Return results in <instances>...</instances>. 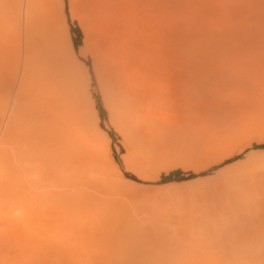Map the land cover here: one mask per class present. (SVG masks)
<instances>
[{"label": "bare ground", "instance_id": "bare-ground-1", "mask_svg": "<svg viewBox=\"0 0 264 264\" xmlns=\"http://www.w3.org/2000/svg\"><path fill=\"white\" fill-rule=\"evenodd\" d=\"M19 1L43 43L26 31L22 45L19 16L7 13L9 58L20 67L31 104L21 109L0 92L2 123L8 116L3 133L0 126V264H264V244L242 253L203 246L191 218L173 227L167 220L160 228L152 204L151 215H145L149 202L142 199L147 202L145 213L142 200L127 190L133 182L122 176L109 155L111 138L99 126L92 90L95 81L113 128L129 145L124 158L132 173L143 178L164 162L202 166L221 161L245 137L264 135V94L248 99L262 115L254 110L251 118L238 113L227 130L208 136L184 120V127L169 135L172 141L159 140L162 129L171 125L164 123L166 115L151 112L146 103L184 94L188 85L200 89L197 81L169 83L165 77L171 69L193 73L228 67L205 58L220 56L209 45L223 37L220 21L231 19L236 0H93L101 24L99 42L90 41L77 3L68 0V13L81 28L94 79L79 66L65 24L64 0ZM231 48L221 53L237 58L240 49ZM255 73L245 78L253 81ZM259 80L255 83L264 84ZM210 92L213 108L223 99L236 101L234 90L223 97L219 89ZM17 140L21 143L16 148ZM8 144L19 151L16 165L7 157L12 151ZM34 161L36 170L25 165ZM8 166L14 167L12 172ZM246 176L264 180V162H257ZM227 178L225 187H230L234 179Z\"/></svg>", "mask_w": 264, "mask_h": 264}, {"label": "rangeland", "instance_id": "rangeland-1", "mask_svg": "<svg viewBox=\"0 0 264 264\" xmlns=\"http://www.w3.org/2000/svg\"><path fill=\"white\" fill-rule=\"evenodd\" d=\"M74 1L77 3L79 15L84 18L85 25L90 30V41L99 42L102 37V31L100 30L101 24L97 18L99 15L98 10L95 8V3L93 0ZM64 3L65 24L70 35L73 50L80 63L79 66L83 71L93 76L90 56L84 53L86 43L82 41L83 34L81 28L77 21L70 19L68 13V0H64ZM235 4V9L229 13L233 14L231 19L222 17L220 21V35L223 37L214 44L209 45V50H216V53H219L220 56H208L205 58L208 63L215 62L221 65L226 64L228 67H226L225 70L221 68L213 72L209 70L203 72L193 71V73L192 71L181 72L171 69L167 77H165L169 83H177L183 80L185 84H187L188 82L192 83L197 81L201 83L199 86L200 89L196 90L194 86L188 85L184 90V94H172L163 98L154 97L146 101L148 109L151 112H155L158 116L166 115L164 123L171 125V127L162 129L159 133L160 137L157 136L159 140H174V137H172V139L170 136H173V131L180 127H184L182 126L183 123H181L185 122L184 120H187L186 124H190L189 126L192 130L195 131L198 129V131H200L201 129L203 134L208 136L213 133L218 135L223 133L225 129L227 130L231 122L238 116V113H244V116L249 114L246 116L247 118L256 116L252 114L257 111L260 112L258 115L261 114L262 109L258 107L256 111L257 106H253L248 99L255 97L254 95L257 97L260 94H264V84L255 83L259 78L262 79V81L259 80L260 83L264 82V73L260 74V72L264 71V60H259L264 58V38L259 40L260 37H264V0H246L245 2L236 0ZM10 12L13 15L19 16L22 28L19 41L22 45H24L26 31L31 34L33 40L38 44H42L43 40L33 28L32 23L26 19L19 0H0V92L3 94V98L8 99L10 104L16 100V103L22 109L31 104V97L27 89L23 86L25 80L23 76H21L18 63L15 58H9V50L11 49L10 38L12 36L9 31L10 22L6 21L4 18L7 13ZM261 33L262 35L260 36L259 34ZM224 34L226 35L225 38ZM241 34H243V36L246 35L244 38L247 39V42L243 40ZM254 34L257 35L255 38L256 40L258 39V41L255 40ZM237 36L238 38L239 36L242 38L240 37L241 39L239 38V40H237ZM247 36H251L254 40L249 39L250 37L248 38ZM231 47H238V49H240L239 51L241 54H237V58L227 55L223 56L221 53L225 52L224 48L230 51L233 49ZM254 50L256 53H254ZM236 53L234 51L233 54L235 55ZM259 56H261V58H259ZM256 68L258 70H256ZM255 70L258 72V75L255 73ZM246 71L248 72L245 73ZM253 73L256 74L254 78H252L253 81L247 80L246 78L250 77L248 79H251V77H253ZM257 76L258 79L256 78ZM160 78L164 80V77L160 76ZM243 78L246 79L244 80L246 85H244ZM250 81L252 83H250ZM216 84L221 85L217 90ZM257 84L259 85L258 87L256 86ZM193 87L195 90L192 89ZM236 88H238V92L241 91L240 89H242L243 92L238 93ZM256 88L258 90H256ZM209 89L210 91L214 89L216 92H218L219 89V97L225 96L224 94L227 95L228 93H232L234 90L233 95L236 94L234 95L236 96V101L233 102L230 98L226 100L223 99L222 105H217L218 107L216 106L213 108L211 106L213 103L209 102L211 99V92ZM92 90L99 115V126H101L111 138L109 150L111 159L116 167L121 170L122 176L133 182L131 187H127V190L130 191L129 193L132 195L136 194L137 196H135L138 200L146 199V201L149 202H146V204L143 203L145 200L141 201L143 206L144 204L148 205L147 207L144 206L142 209H147L149 213L145 214L147 212L145 210L143 214L149 216V214L152 213L149 210L152 208L153 211L154 209L155 212L153 211V214L154 216L157 215L156 221H158L157 224H159V226H164L168 220L173 227L177 225V223L191 218L190 220L195 225L196 233L199 238H201L200 244L203 246L212 244L216 248H226L236 253H242L250 248H258L259 244H264V222L261 221L264 220V180L259 181L261 180L259 177L250 179L249 176H246V173L250 171L257 162H264V135L245 137L242 142L237 144L231 154L221 161L210 162L202 166H194L180 161L170 163L164 162L160 163L157 169H154V171L152 170L153 172L151 171L143 178L145 175L141 177L132 173L129 164L124 158L130 151L129 145L113 128L108 116V111L103 105L101 94L95 81ZM224 90L227 91L225 92ZM240 96L242 97L240 101L242 100L241 102L243 103L240 101L237 103V99H239ZM219 100L217 99V101ZM248 102L251 104V108L250 105L247 104ZM251 102L255 103L253 101ZM233 103H236V105L231 106ZM203 104L205 105L203 106ZM208 104L209 106H207ZM215 104L217 103L215 102ZM167 118H175L178 122H173V124H171ZM2 120L3 116L0 113V126L2 127L3 133L8 116L4 118L3 123ZM17 141L14 147L21 143L20 140ZM6 147L12 150L8 151L10 154L6 151L9 155L7 156L8 159L10 157L12 160L9 159L10 162L16 165V160L18 159L17 152L19 151H14L16 149L13 148L11 144L6 145ZM132 153L135 154L133 151ZM37 164V161L30 164L25 163L26 166L33 167L35 170L37 169ZM8 167L12 172L14 167ZM229 176L231 179H234V181L232 180L233 182H229L231 183L230 187H225L224 181ZM179 196H181V198ZM192 196L195 197L193 198ZM151 204L152 207L150 206ZM259 205H261V211L257 212V207ZM257 213L258 215H256ZM217 221L219 222L218 226L216 225L218 223Z\"/></svg>", "mask_w": 264, "mask_h": 264}]
</instances>
